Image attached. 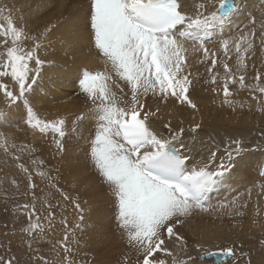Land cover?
<instances>
[{
    "label": "snow or ice",
    "instance_id": "1",
    "mask_svg": "<svg viewBox=\"0 0 264 264\" xmlns=\"http://www.w3.org/2000/svg\"><path fill=\"white\" fill-rule=\"evenodd\" d=\"M245 4L246 0H87L85 30L103 68L78 71L73 80L84 109L44 118L29 94L43 79L45 60L39 53L57 25L32 35L15 0H0V102L5 106L0 108V128L12 119L13 109L22 108L26 129L41 139L51 136L60 157L59 165L48 168L34 155V145L17 143L13 133L0 131V156L20 174L10 180L11 191L0 188V194L5 211L11 200L12 215L19 218V232L14 228L12 235L27 257L22 261L0 256V264H80L74 259L80 246L77 230L83 231L84 221L79 191L93 186L111 197L112 219L128 248L120 264H200L204 257L217 255L244 264L248 254L242 248L237 251V241L210 252L199 242L190 245L181 229L196 215H245L249 205L241 196L212 201L214 194L236 182L234 174L244 154L259 151L264 156V128L257 125L254 135L260 140L252 145L242 134L207 131L203 121L185 117L181 109L200 111L192 92L201 87L213 94V103L232 113L245 108L237 99L245 92L256 104L255 112L264 117V71L254 62L258 53L264 55V12L259 21L249 17L237 34L224 35ZM65 23L59 42L71 52L80 33L75 23ZM81 127H87V135L79 132ZM70 134L84 142L83 162L70 173L75 196L59 183ZM260 176L264 177V164ZM259 196L264 198V192ZM61 201L72 205L75 223L58 216V209L66 211ZM262 212L257 205L259 219L252 223L262 230L259 244L264 248ZM58 227L62 235L51 239ZM46 244L54 258L42 251ZM190 248L198 255H191Z\"/></svg>",
    "mask_w": 264,
    "mask_h": 264
},
{
    "label": "bare ground",
    "instance_id": "2",
    "mask_svg": "<svg viewBox=\"0 0 264 264\" xmlns=\"http://www.w3.org/2000/svg\"><path fill=\"white\" fill-rule=\"evenodd\" d=\"M2 2L12 4L13 0H2ZM189 2L191 3V0ZM15 4L24 10L28 31L32 35H36L49 24L57 25L48 37V41H45V47L39 53L41 59L45 60L42 68L43 79L35 92L29 94L38 113L44 118H54L57 113L64 115L84 109L85 101L76 95L77 89L73 80L78 71L103 68V62L96 57L94 51L90 50L88 34L85 30L87 0H15ZM262 12H264V0H246L244 10L240 15L234 17L232 23L225 28L224 35L237 34L248 24V18L251 16H255L259 21ZM65 21L75 23L80 33L75 49L71 52L67 51L59 42V37L67 26ZM30 44L31 41H28L27 46ZM209 47H213V45L210 44ZM254 62L264 71V55L258 53ZM192 98L199 105L200 111L198 113H192L187 109H181V111L189 119L194 115L197 122L203 121L207 131L215 129L231 135L242 134L249 137L252 145H256L260 140V137L254 133L257 131V125L259 128H264V117L255 112L256 104L247 97V93L241 92L238 95L237 99L245 103V108L238 109L236 113L221 108L218 102L213 103V94L203 91L201 87H197L192 92ZM0 108H5L2 102H0ZM249 108H252L253 111L249 112ZM23 115L22 108L13 109L12 119L2 122L4 126L0 128V131L13 133L17 143L26 142L34 145L37 149L34 155L43 159L48 168L59 165L60 157L55 155L51 136L47 139L33 136L22 122ZM79 132L87 135V127H81ZM83 143V140L77 142L76 137L70 134L66 140L68 151L64 156L65 163L60 167L59 172L60 186L73 196L77 195V190L72 187L70 173H74L83 162V152L80 150ZM6 159L0 156V188H9L11 191L10 180L20 174L10 160L5 162ZM261 164H264V156H261L259 151L244 154L234 174L236 182L230 185L232 188L242 187L236 196H241L248 202L249 206L245 210V215L235 219H230L226 215L208 214L191 217L185 227L181 229L186 234L190 245L199 242L205 250L218 252V246L231 245V242L235 240L237 243L233 246L237 248V251L239 252L242 248L248 254L244 258V264H247L249 260L251 264H264V248L259 244L262 230L252 223L253 219H259L256 216L257 205L264 209V198L259 196L261 192H264V177L259 174ZM52 175L56 176L57 173L53 171ZM229 188L222 190L220 194H214L213 204L228 201ZM249 188L252 189L251 198L248 196ZM22 190L23 185H21ZM79 197L84 209V221L83 231L77 230L80 246L79 254L74 259L80 264H84L85 261L87 264H120L123 253L127 252L128 248L116 231L112 219L111 197L100 186H93L87 191L80 190ZM57 199H59L58 196ZM53 202L55 203V201ZM61 203L65 205L66 211L61 212L58 209V216L66 215L70 224L75 223L76 214L72 205L63 201ZM8 206L10 207L8 211L0 209V218H5V223L2 222L0 230L3 231L2 233H9L13 232L15 228L18 234L19 218L12 215L11 200ZM62 231L58 227L51 239L59 238ZM97 234L101 235L98 237ZM10 240L11 243H9ZM0 242L3 243V247L0 248L5 251L7 257L16 256L22 261L27 260V257L20 251L17 237H13L12 234L5 235L0 238ZM42 251L50 258H54L50 252V244L44 245ZM15 252L17 253L15 254ZM190 253L193 256L198 255L191 248ZM200 264H233V262L227 258L216 261L215 256H208L204 257Z\"/></svg>",
    "mask_w": 264,
    "mask_h": 264
},
{
    "label": "rangeland",
    "instance_id": "3",
    "mask_svg": "<svg viewBox=\"0 0 264 264\" xmlns=\"http://www.w3.org/2000/svg\"><path fill=\"white\" fill-rule=\"evenodd\" d=\"M235 33V30L233 31V34ZM232 34H230L229 36H231ZM260 174V173H259ZM243 187H244V185H243ZM241 189H242V187L240 186V187H234V188H232L231 186H230V188H229V190H228V198H227V200H230L232 197H234V196H236L240 191H241ZM10 207L8 206V209H9ZM0 209H3V210H5L4 209V199H3V196L2 195H0ZM5 221V218L3 219V218H0V225L2 224V222L3 223H5L4 222ZM3 231H1L0 230V238H2V237H5V235H4V233H2ZM10 234H12V232H9L8 233V235H10ZM252 249V248H251ZM217 250H219V249H217ZM17 252H15V254H16ZM1 254H3V255H1ZM6 253H5V251H3L1 248H0V256H3L4 258H10V257H7V254L5 255ZM5 255V256H4Z\"/></svg>",
    "mask_w": 264,
    "mask_h": 264
},
{
    "label": "water",
    "instance_id": "4",
    "mask_svg": "<svg viewBox=\"0 0 264 264\" xmlns=\"http://www.w3.org/2000/svg\"><path fill=\"white\" fill-rule=\"evenodd\" d=\"M224 258H225V257L220 256V255L215 256L216 261L222 260V259H224Z\"/></svg>",
    "mask_w": 264,
    "mask_h": 264
}]
</instances>
